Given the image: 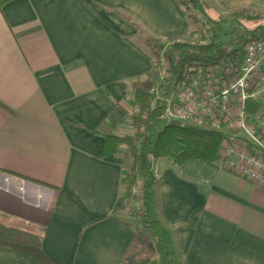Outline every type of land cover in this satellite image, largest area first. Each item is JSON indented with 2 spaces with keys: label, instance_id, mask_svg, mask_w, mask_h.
Wrapping results in <instances>:
<instances>
[{
  "label": "crops",
  "instance_id": "crops-1",
  "mask_svg": "<svg viewBox=\"0 0 264 264\" xmlns=\"http://www.w3.org/2000/svg\"><path fill=\"white\" fill-rule=\"evenodd\" d=\"M264 12V0H204ZM178 0H12L0 7V216L45 228L53 264H126L153 240L123 193L128 154L102 158L106 116L134 112L154 70L140 43L184 38ZM130 105H133L130 110ZM218 168L153 159L175 264H264V187ZM133 206V205H132ZM0 264H34L0 245Z\"/></svg>",
  "mask_w": 264,
  "mask_h": 264
},
{
  "label": "trees",
  "instance_id": "trees-1",
  "mask_svg": "<svg viewBox=\"0 0 264 264\" xmlns=\"http://www.w3.org/2000/svg\"><path fill=\"white\" fill-rule=\"evenodd\" d=\"M12 0H0V7ZM185 7L192 29L201 31L203 42H175L165 46L161 40L147 38L153 58L164 56L169 70L165 77L154 69L147 80L134 87V107L131 114L118 104L106 116L109 132H94L105 138L101 157L117 155L126 150L128 170L123 178V193L133 216L140 217L137 227L145 230L153 240L149 251L134 252L126 264H175V251L169 239L162 235V227L155 200L156 179L152 169L153 159L166 158L173 165L186 168L193 163L216 166L222 134L187 123L170 120L166 116L165 98L183 80V74L190 64L215 63L231 54V50L245 42L246 36L264 38V12L242 7L230 14L228 26L222 21L209 18L197 20L190 9L200 12L204 0H178ZM206 3V2H205ZM203 15V14H202ZM194 24V25H193ZM133 119V131L123 133L129 118ZM141 182L140 195L134 187ZM140 201L137 209L134 203ZM133 205V206H132ZM45 228L31 230L10 226L0 216V245L14 249L21 257L34 264H53L44 252Z\"/></svg>",
  "mask_w": 264,
  "mask_h": 264
},
{
  "label": "built area",
  "instance_id": "built-area-1",
  "mask_svg": "<svg viewBox=\"0 0 264 264\" xmlns=\"http://www.w3.org/2000/svg\"><path fill=\"white\" fill-rule=\"evenodd\" d=\"M186 41L194 43L182 38L165 43ZM230 52L215 63L188 65L183 80L165 98L166 116L221 133L219 168L264 187V38L248 34ZM155 63L165 77L168 61L161 56ZM140 185L134 187L136 195ZM134 207L140 209V201Z\"/></svg>",
  "mask_w": 264,
  "mask_h": 264
},
{
  "label": "rangeland",
  "instance_id": "rangeland-1",
  "mask_svg": "<svg viewBox=\"0 0 264 264\" xmlns=\"http://www.w3.org/2000/svg\"><path fill=\"white\" fill-rule=\"evenodd\" d=\"M235 11V10H234ZM233 11H229V10H225V9H222L220 8L219 6H216L215 4H213V6H207L206 4L204 3H201L200 4V12H199V15H201V19L200 20H204L206 18H209V19H212V20H216V21H222L223 25H225L226 27L228 26V22H224V20L230 18V14L232 13ZM190 13L192 15H197L195 10H192L190 9ZM203 14V15H202ZM197 20H199L198 16L196 18ZM194 25V24H193ZM196 27V25H195ZM193 28V32H192V35H189L187 37H184L182 39H185V40H188V41H193V42H205L206 41V38L204 37L203 33L199 30H197L196 28ZM147 40V39H146ZM162 41V40H161ZM163 42V41H162ZM167 42V41H165ZM164 42L165 46L167 47L166 43ZM142 44V46L150 53L152 54V50L151 48H149L145 42H140ZM161 57V56H160ZM159 57V58H160ZM154 59V63L155 65L157 64V59L158 58H153ZM133 105H130V110H132V107ZM135 110V108L133 109ZM131 114L133 112H130ZM187 124H190V125H193L192 123H187ZM133 131V119L130 117L127 122L125 123L124 125V130L122 132L123 133H129V132H132ZM126 151V150H125ZM210 168V170H214V169H217L218 167L217 166H211V165H204V164H201V163H193L192 165L186 167V168H189V172H192L195 173V170L199 169L202 170L203 168ZM197 168V169H196ZM152 247L150 246H145L144 247V250L145 251H149L151 250Z\"/></svg>",
  "mask_w": 264,
  "mask_h": 264
}]
</instances>
